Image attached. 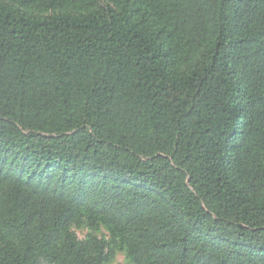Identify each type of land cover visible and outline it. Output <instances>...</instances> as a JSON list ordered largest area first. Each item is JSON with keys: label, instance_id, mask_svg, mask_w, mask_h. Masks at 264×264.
Wrapping results in <instances>:
<instances>
[{"label": "trees", "instance_id": "trees-1", "mask_svg": "<svg viewBox=\"0 0 264 264\" xmlns=\"http://www.w3.org/2000/svg\"><path fill=\"white\" fill-rule=\"evenodd\" d=\"M117 252L264 264V0H0V264Z\"/></svg>", "mask_w": 264, "mask_h": 264}, {"label": "rangeland", "instance_id": "rangeland-1", "mask_svg": "<svg viewBox=\"0 0 264 264\" xmlns=\"http://www.w3.org/2000/svg\"><path fill=\"white\" fill-rule=\"evenodd\" d=\"M86 231H76V235L79 239H83L85 236ZM114 264H131L125 257L124 253L117 252L114 260Z\"/></svg>", "mask_w": 264, "mask_h": 264}]
</instances>
